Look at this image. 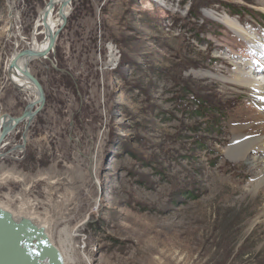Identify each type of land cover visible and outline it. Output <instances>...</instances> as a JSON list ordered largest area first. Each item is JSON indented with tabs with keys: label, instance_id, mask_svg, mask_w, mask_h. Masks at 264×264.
<instances>
[{
	"label": "rangeland",
	"instance_id": "rangeland-1",
	"mask_svg": "<svg viewBox=\"0 0 264 264\" xmlns=\"http://www.w3.org/2000/svg\"><path fill=\"white\" fill-rule=\"evenodd\" d=\"M46 1L0 0V117L28 106L7 65L32 44ZM263 5L73 0L50 60L29 66L46 104L25 149L0 160V205L38 216L56 244L67 226L79 264H264V185L251 192L264 153L228 157L233 130L263 111L233 81L240 68L262 73ZM23 130L3 153L22 144ZM63 218L70 223L57 225Z\"/></svg>",
	"mask_w": 264,
	"mask_h": 264
},
{
	"label": "bare ground",
	"instance_id": "bare-ground-1",
	"mask_svg": "<svg viewBox=\"0 0 264 264\" xmlns=\"http://www.w3.org/2000/svg\"><path fill=\"white\" fill-rule=\"evenodd\" d=\"M65 1L66 0H54L55 5L53 7L49 6V0L46 1L44 8L41 10V12L39 13V15H38V17L34 23L33 32H32V44L31 45L29 44L30 46L28 49L33 50L35 52H44L48 49V47L50 45L51 35L53 33L55 34L56 31L61 26L64 25L66 18H67V15L73 9V0H70L67 7H65L64 9H61V6ZM10 18L12 21H14L16 19V17H14V16L10 17ZM222 19L225 21V23L227 25H230V26L232 25L233 21L230 17L222 18ZM238 27H240V28H238ZM238 27L235 26L234 29L237 31L239 30V34H240L239 36H241L242 39H244L246 42L255 40L254 34H252L251 32H248L247 30H245V28L241 27L240 25H238ZM10 28H9V30H10ZM40 36L42 37L41 40L38 39V37H40ZM21 39L24 40L23 37H21ZM263 42L264 41H261V43H263ZM108 49L111 53V56H112L111 62L113 64L114 62H116V60L113 59L115 48L113 45H109ZM263 49H264V45L262 47V50ZM20 52L21 51H19V50H15L12 53L11 57L9 58V62L7 65L9 79L20 92H22L28 96L27 97V98H29L28 105L34 104L36 107V106H38V102H39L38 90L28 80V78L24 75L22 68L28 62L32 63L35 60L47 59V58H26V57H22V58H19V60H18V66L16 68H11L12 61L18 57V54ZM48 60H49V56H48L47 61ZM247 64H250V63L247 62ZM260 71L262 72L261 74L257 75L255 78H254V76H255V74H254V76H252L253 77L252 78L251 76L247 75L246 72H244L243 68H240L239 73L233 79V81L235 83H237L239 86L244 87L245 89L248 88L254 93L258 108L263 110L261 112L258 110L254 111L255 109L252 110L253 111V113H252L253 118L250 117V120H249L250 123L249 124L248 123L247 124H241L240 127H237L235 130H233L235 133L234 144L230 148L229 153L228 152L227 153H228V157L235 162H242L244 160H248L251 153H253L254 151H259V149H261V151H262L261 153H264V55H263V62H260L259 70H257L256 72H260ZM256 78H258L259 81ZM256 121H258V122H256ZM4 122H6V118H4V115H2L0 117V138H1L2 130H3L2 128H3ZM25 123H23V126H24L23 132H25L26 125H27ZM20 125H22V124H20ZM20 125H18V126H20ZM254 125H256V127H254ZM257 125H259V126H257ZM30 127H29V129H30ZM29 129H28V131H29ZM14 130H15V128L12 130V132L9 135L6 136V138L4 139V141L2 143V147L0 148V160L1 159H7V160L10 159L11 160L13 158L12 155L19 153L25 149V148H21V146H19V145H17V146L15 145L10 150L11 152L10 151L8 153L2 152L5 149V147L7 146L8 137L14 133ZM258 131H261V132H258ZM93 174H94V172H93ZM10 177H11L10 174H8V175L5 174L3 178L7 179ZM262 185H264V173L258 178V180L256 181V183L254 185V189L251 192L253 194H256L258 189L261 188ZM0 211L3 214H5V217L7 219L10 218L12 220V222L19 223L20 220H24V221L29 220L32 225H35L38 228L43 229L44 232L48 235L50 242L62 253L65 264H79L80 263V260H79V259H81L80 257H79V259L75 258L74 255L73 256L69 255L68 251L66 250V247H69L70 251H74L76 248V247H74V244H73V238H74L73 237L74 235L72 234L73 232L71 233V231L66 226L70 223V219H64L63 218V219L58 220L56 222L57 225L61 226V225L65 224V226H66V228L61 230V232H60L61 236L63 237L62 241H60L59 243L56 244V243H54L50 234H48V232H47V226H49V225H47L46 223L43 224L41 222V219H39L38 216L31 217L29 213L14 214L10 210H8V208H6V207L4 208V206H1V205H0ZM84 261L86 264H92V261L89 258H86Z\"/></svg>",
	"mask_w": 264,
	"mask_h": 264
},
{
	"label": "water",
	"instance_id": "water-1",
	"mask_svg": "<svg viewBox=\"0 0 264 264\" xmlns=\"http://www.w3.org/2000/svg\"><path fill=\"white\" fill-rule=\"evenodd\" d=\"M70 0H66L61 9L68 6ZM54 0H49V6L53 7ZM72 11L67 15L66 21L56 33L50 37V45L44 52H35L30 49L22 50L18 57L12 61L11 68L18 66L19 58H47L55 51L61 32L69 23ZM50 60V58H49ZM31 62L23 66L22 70L28 80L37 88L39 94L38 106L30 104L25 109L21 117L12 118L8 114L4 115L6 122L3 124V130L0 138V148L7 135L20 124H27L22 136L21 148H25L27 142L28 129L33 120L46 104V94L44 88L37 77L30 70ZM53 63V62H52ZM56 68V66L53 64ZM9 117V118H8ZM0 211V264H65L62 253L50 242L48 235L43 229L32 225L31 222L20 220L19 223L12 222L6 218ZM27 222V223H26Z\"/></svg>",
	"mask_w": 264,
	"mask_h": 264
},
{
	"label": "built area",
	"instance_id": "built-area-1",
	"mask_svg": "<svg viewBox=\"0 0 264 264\" xmlns=\"http://www.w3.org/2000/svg\"><path fill=\"white\" fill-rule=\"evenodd\" d=\"M12 13H13V11L11 10V11H10V17L15 16V15H12ZM15 17H17V16H15ZM10 20H11V19H10ZM11 21H12V20H11ZM17 24H18V18H16L14 21H12V25H13V28L16 27V29L19 30V27H18ZM11 28H12V26H11Z\"/></svg>",
	"mask_w": 264,
	"mask_h": 264
},
{
	"label": "flooded vegetation",
	"instance_id": "flooded-vegetation-1",
	"mask_svg": "<svg viewBox=\"0 0 264 264\" xmlns=\"http://www.w3.org/2000/svg\"><path fill=\"white\" fill-rule=\"evenodd\" d=\"M5 216V215H4Z\"/></svg>",
	"mask_w": 264,
	"mask_h": 264
}]
</instances>
